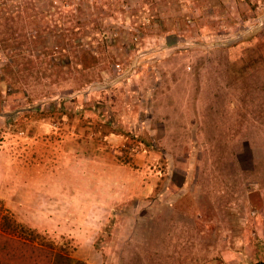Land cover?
I'll list each match as a JSON object with an SVG mask.
<instances>
[{
  "label": "rangeland",
  "instance_id": "1",
  "mask_svg": "<svg viewBox=\"0 0 264 264\" xmlns=\"http://www.w3.org/2000/svg\"><path fill=\"white\" fill-rule=\"evenodd\" d=\"M8 37L1 216L93 264H264V0L17 2Z\"/></svg>",
  "mask_w": 264,
  "mask_h": 264
},
{
  "label": "trees",
  "instance_id": "2",
  "mask_svg": "<svg viewBox=\"0 0 264 264\" xmlns=\"http://www.w3.org/2000/svg\"><path fill=\"white\" fill-rule=\"evenodd\" d=\"M42 1V0H41ZM18 2L19 5H31L32 0H0V15L6 8ZM15 41V37L0 39V51L2 54L19 56L15 47H9L7 43ZM2 45V46H1ZM3 48V49H2ZM15 59V58H14ZM15 61L1 63L0 73L4 80L9 74H13L10 68ZM16 65L20 66L16 59ZM22 71H14L13 77L20 82ZM15 86V83H14ZM38 234L34 230L24 227L8 217L0 215V264H83L71 258L70 254L53 250L51 247L37 243Z\"/></svg>",
  "mask_w": 264,
  "mask_h": 264
},
{
  "label": "crops",
  "instance_id": "3",
  "mask_svg": "<svg viewBox=\"0 0 264 264\" xmlns=\"http://www.w3.org/2000/svg\"><path fill=\"white\" fill-rule=\"evenodd\" d=\"M263 241H264V239H263ZM262 244H264V242H262ZM90 252H91L90 254H92V252H93L92 249H90ZM260 254H261V257H260L261 260L260 261L264 263V259L262 258V257H264V250ZM70 256L75 261H79V262H82V263H85V264H93L90 261V256L88 254L84 255L79 247H77L76 250H74V252L72 254H70Z\"/></svg>",
  "mask_w": 264,
  "mask_h": 264
}]
</instances>
